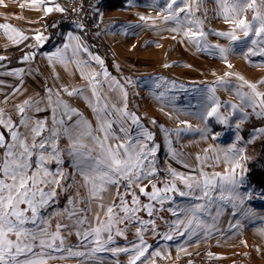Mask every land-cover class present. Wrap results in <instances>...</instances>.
<instances>
[{
	"label": "rangeland",
	"instance_id": "obj_1",
	"mask_svg": "<svg viewBox=\"0 0 264 264\" xmlns=\"http://www.w3.org/2000/svg\"><path fill=\"white\" fill-rule=\"evenodd\" d=\"M164 2L165 0H136V5L148 9V13L142 16H146L149 21H138L135 32L129 29L130 24L120 23L114 32L104 34L111 48L113 64L111 61L110 64H106L102 56L96 54L104 62L103 69L109 73L107 78L102 74L97 77L102 85L98 86V92L102 97L100 106L106 102L113 111V118L119 119L112 105L119 109L125 108L126 105V111L137 117V124H133L132 120L126 117L123 126L134 141L143 142L148 148H156L154 162L157 171L150 179L158 188H163L165 183L175 182L177 188L187 190L180 179L171 176L169 169L183 176L196 177L201 183L205 178H215L217 187L212 191L213 202L207 211L198 213L204 226L197 228L195 235L184 229H181L185 231L184 235H177L170 226L178 218L186 221L189 215L187 211L180 212L179 209L186 210L194 204L208 202L195 200L191 196L183 197L173 192L169 193L173 197L172 201H165L161 206L154 201L150 202L148 197L141 195L139 188L133 185L131 191H135L139 196L143 210L141 214L140 211L136 214L140 220H153L156 225L155 231H160L164 222L173 221L166 232L172 235L173 239L165 240L163 238L165 233L160 234L157 240L143 238L149 247L147 258L142 259L144 264H157L168 258L206 252L225 258L239 254L242 256V264H264V196H261L264 190L255 186L247 175L253 169L264 172V132L260 131L264 129V106L260 105V99L264 97L257 98L253 107L237 95L238 91L247 93L248 96L254 95L244 81L255 84L256 92L264 94V83H261L264 80V56L245 55L249 47H257L251 44L250 39L246 45L238 41L230 44L227 37L217 35L232 31L235 25L226 22L221 6L216 0H203V3L197 0L191 19L200 23H185L180 31H172L177 27L175 22L163 20L166 15L161 11ZM257 10L264 14V4H261V0H256V9H248L241 13L238 19L245 18L251 21ZM188 28L203 31L205 33L203 40L212 47L198 50L197 45L184 36V31ZM236 34L241 40L245 39L239 30ZM250 35L254 37V33ZM216 45L230 48L225 54L226 59L221 57ZM92 67L94 72H102L100 64L96 61ZM225 73L229 75L225 76ZM240 77H243V80L239 79ZM220 80L226 83H219ZM64 88L69 91L73 89L68 86ZM54 89L51 91L53 106L58 99L59 91V99L65 101L71 108L77 109L93 128L97 126L96 116L90 107V104L97 105V100L92 95V87L85 86L82 95L73 96L67 95L61 91L62 89ZM209 89H214V96L219 101L218 113L221 117L227 118V123H221L215 115L207 116V112L213 106V101L209 99L213 93H210ZM15 90L8 95H0L2 118L5 120L10 118L18 125L20 115L17 106L30 101L33 106L28 109L27 117L31 121L43 120L47 128L51 129L52 108L47 106L48 89L44 88L41 92L26 91L22 96L17 95ZM124 93H127L126 98ZM36 101H40L39 107L44 109L43 111H36ZM232 105L237 107L233 109ZM62 111L58 110L57 119L61 118ZM63 118L68 124H73L79 119L78 116H73L71 120ZM113 128L117 135L124 136L119 130V124H114ZM18 130L24 133L31 143L29 130L24 127H19ZM145 131L151 134V141L144 137ZM0 132L10 139L2 126ZM95 134L100 135L99 132ZM44 135L47 136L48 133L45 132ZM58 143L63 150L64 161L60 167L69 175L67 187L63 191L57 189L55 202L42 209L41 215L51 217L50 232L56 231L57 222L70 226L61 229L64 237L63 248L59 251L45 249L44 259L46 264H103L106 260L102 262L101 252L91 254V249L95 247V243L92 242L94 238L82 239L77 235V227L72 225L66 216L53 215L67 207L68 199L76 197L77 193L80 197L87 195L85 188L82 187L83 179L77 173L75 163L68 154V139L61 136ZM2 152L3 149H0V154ZM237 164L239 166H236ZM47 167L55 171L57 165L52 162ZM222 177L243 180V183L234 186L225 181L221 192L219 184ZM145 185L146 191L151 192L148 179L141 181V186ZM120 191L125 193V199L131 205V196L127 195L129 190L122 184ZM115 195L116 188L112 186L109 193H105L108 198L106 202H111ZM196 195L202 193L197 192ZM221 195L228 199H219ZM241 199L243 203L240 202ZM146 203H152L158 211L149 216L147 210L142 207ZM86 206L85 203L78 205L80 208ZM170 209H176L177 215L170 213L172 212ZM89 215V221H92L91 213ZM132 221L136 222V230L142 227L139 220L132 219L130 222ZM88 227V224L82 225L79 231L82 233ZM130 227L132 225L126 228ZM190 227L196 228V224L193 223ZM147 228L148 225L142 232H148ZM113 232H116L115 228ZM59 243L57 240L56 244ZM136 243H139L137 237ZM40 251V248L34 249V252ZM73 252H83L85 255H72ZM156 252L160 255H154Z\"/></svg>",
	"mask_w": 264,
	"mask_h": 264
},
{
	"label": "snow or ice",
	"instance_id": "obj_2",
	"mask_svg": "<svg viewBox=\"0 0 264 264\" xmlns=\"http://www.w3.org/2000/svg\"><path fill=\"white\" fill-rule=\"evenodd\" d=\"M49 0H32L34 6H40L48 3ZM132 0H129L131 3ZM203 3V0H199ZM221 6L222 15L226 22L233 23L235 28L229 32H221L217 35L227 37L232 42H240L246 45L250 39L251 44L257 46L256 48L249 47L248 54L264 56V14L259 10L252 16L251 21L245 18H239L241 13L248 9H256V0H216ZM197 4V0H165L161 11L166 13L163 20L173 21L177 27L172 31H180L184 28L185 23L199 24V21L192 20L193 10ZM264 4V0H261ZM44 12L51 13L53 7H44ZM56 11L63 12L65 9L59 5L55 6ZM145 17H141L144 20ZM0 28L6 32L11 31L19 35L21 40L27 39L15 28L8 24L0 25ZM243 33L244 40L236 34V31ZM254 33V37L250 34ZM184 36L189 38L191 42L195 43L198 50L210 48L206 41L203 40L205 33L201 30H193L188 28L184 31ZM13 39V37H9ZM36 40L43 43L47 37L37 35ZM70 39L78 40V37H73L69 34ZM14 42H18L15 41ZM218 48L222 58L226 59V53L230 48L215 46ZM69 48L68 44L64 45V49H57L48 58L51 61L53 57L60 59L62 63L74 62L77 69L80 70L82 78L86 79L92 87V95L97 100V105H91L92 111L96 116L97 126H93L78 112L77 109L71 108L65 101L59 99L60 92H57V101L53 106L51 98V89H48L49 96L47 99V106L52 108V128L46 126L43 120L31 121L26 113L33 105L30 101H25L22 105H18V114L20 115L19 124H14L9 118L7 120L2 118V110H0V126L7 132L10 139L6 138L3 132H0V149H3L0 154V264H46L45 249L52 251H59L64 246V237L61 234V229H66L69 224H61L57 222L56 231L50 232L51 217H44L41 215V210L46 209L51 203L55 202L58 195L57 189L61 191L67 187L66 181L69 175L60 167L64 161L62 158V149L59 147V140L61 136L66 137L69 141L68 154L72 157L77 173L82 177V187L86 190V197H80L77 193L76 197L69 198L68 206L61 212L53 213V215L66 216L72 225L77 227V235L84 240L94 238L92 242L95 247L91 249V254L102 252L106 250L112 251L113 254L125 252L129 253L128 264H144L146 253L148 252V245L145 243L141 233L146 229L147 225L151 224L153 231L156 225L152 220H140L136 214L141 211L140 198L135 191H131L133 185L139 188V193L148 197L149 201H154L161 204L165 201L171 202L173 197L169 193H177L180 196H191L198 201L206 200L208 203H197L190 206L188 209H179L180 212L187 211V220L177 219L171 229L177 235H184L187 230L191 235H195L197 228L204 226V222L200 219L198 213L207 211L208 206L213 202L212 191L217 187L215 178H205L203 183L192 176H183L175 170L169 169L171 176L175 179H180L187 190H180L177 188L175 182L165 183L163 188H158L155 183H152L150 177L154 176L157 169L155 167L154 157L156 148H148L147 145L140 141H134L128 130L123 126L124 119L130 118L133 124L138 123V119L134 114H129L125 108L119 109L112 105L119 119L113 118V111L109 109L105 102L100 106L102 97L98 92V86L101 81L97 78L103 75L105 78L109 73L103 69V60L98 56L92 57L100 64L102 72H89L87 75L83 71L88 67L86 61L74 60L64 55V51ZM80 46L72 50V56L76 57ZM86 51V49H84ZM34 54H25L23 61H28ZM5 57H0V60ZM167 66V65H166ZM231 67V65H228ZM23 70H16L10 75L19 76ZM229 75L225 73V76ZM239 79L243 80V77ZM115 83V81H113ZM219 83H226L220 80ZM264 83V80L261 81ZM253 92V96H248L247 93L237 92V95L242 101H248L249 106L255 107L256 99L264 97V94L256 92V85L244 81ZM119 86V85H117ZM111 89V85L109 86ZM159 87V85H157ZM61 91L66 92L67 95H82L83 89L73 88L69 91L67 88ZM123 91V89H121ZM213 95L209 99L213 101V106L207 112V116H216L221 123H227V118L221 117L218 113L219 101L214 96V89H209ZM127 93H124L126 98ZM163 96L164 93H161ZM36 111H43L39 107L40 101H36ZM260 105L264 106V98L260 99ZM233 109L237 106L232 105ZM60 112V119H57L58 110ZM73 116H78L79 119L73 124H68L63 117L71 120ZM114 124H119V130L124 133L121 137L117 135ZM24 127L29 130L31 135V143L28 142V137L21 133L18 129ZM179 131V130H178ZM264 132V129L260 130ZM48 135L45 136L44 133ZM99 132L100 135L95 133ZM146 140L151 141L152 136L146 131L143 133ZM239 138V137H238ZM87 141H91L88 143ZM119 141V142H117ZM35 157V159H33ZM199 159V157H198ZM55 162L57 168L55 171L47 167L48 164ZM34 165V166H33ZM236 166H239L238 164ZM203 176L204 174L201 173ZM219 175V174H217ZM149 180L151 184V192L146 191L147 185L141 186V181ZM227 181L232 185H239L243 180H236L234 178L222 177L219 187L223 192L224 182ZM124 185L127 190V195L131 196V205L125 199V193L120 191V186ZM115 186L116 195L111 198V202H106L108 199L105 193H109L110 187ZM197 192L202 195H196ZM264 196V193H261ZM219 199H228L221 195ZM117 200L119 203H117ZM243 203V199L240 201ZM85 203L84 208L78 207L79 204ZM95 205V208L92 205ZM235 206V205H234ZM143 209L147 210L149 216L154 211L152 203L143 204ZM173 215H177L176 209H170ZM124 213L123 216L120 213ZM92 214V221H89L88 214ZM132 219L139 220L141 228L137 229V238L139 243H133L130 248H112L108 249L107 245L114 242L113 229L115 228L117 235H123V232L116 227V225L124 221H131ZM94 222V223H93ZM193 223L196 228L190 227ZM88 224V229L82 233L79 227ZM32 225V227H28ZM43 225V227H42ZM210 227V225L208 226ZM107 234L106 237L104 234ZM12 237H15L13 239ZM165 240L173 239V236L165 233ZM59 240V245L56 241ZM35 248H40L39 253L34 252ZM72 255L83 256V252H73ZM154 255H160L159 252ZM21 257H24L21 259ZM49 258H51L49 256ZM144 258V259H142Z\"/></svg>",
	"mask_w": 264,
	"mask_h": 264
},
{
	"label": "crops",
	"instance_id": "obj_3",
	"mask_svg": "<svg viewBox=\"0 0 264 264\" xmlns=\"http://www.w3.org/2000/svg\"><path fill=\"white\" fill-rule=\"evenodd\" d=\"M115 4H120V6L114 8L113 5ZM56 5L64 9V4L56 0H49L48 3L40 6H34L32 0H0V25L8 24L24 37H27V39L21 40L16 33L6 32L0 28V57H5V59L0 60L1 96L8 95L15 89V93L22 96L26 91L41 92L44 88L52 91L55 90L54 88L63 89L67 86L82 89L85 86L91 87L88 81L82 78L81 72L74 62L66 64L62 63L57 57H53L51 61L48 58L57 49L63 50L64 45L68 44L69 48L64 51V55L70 59L86 61L88 67H85L83 71L87 75L89 72L94 71L92 65L95 60L92 57L98 54L88 44L77 25L64 28L56 41L49 40L47 29L62 14V12L55 10ZM44 7H53L54 10L46 14L43 10ZM8 10H11L12 13H7ZM147 13L148 9L139 4L136 5V0H132L131 3H129V0H102L94 8L93 15L99 37L109 49L111 64H113L111 48L108 40L104 38V34L110 31L114 32V29L120 23L130 24L129 29L135 32L136 23L141 20L142 15ZM144 21L148 22L149 19L145 16ZM38 34L47 37L42 44L35 38ZM69 34L79 39H70ZM10 36L13 39H10ZM14 40L18 42H14ZM78 45L80 46L78 54L73 57L72 50L77 48ZM25 54L34 55L28 61H23L22 58ZM20 69L23 71L19 76L9 74ZM92 207L95 208V205L93 204ZM141 212H143L142 209L140 214ZM120 215L123 216L124 213L121 212ZM88 216L90 215L88 214ZM171 222L173 221L164 222L163 228L159 229L160 231H153L152 225L149 224L148 232H142L141 235L143 238L157 240L160 234L168 231ZM131 225L132 227L126 228ZM116 227L123 232V235L112 232L113 240L116 242L107 245V248H130V245L136 243V222L132 221L131 223L126 220L116 225ZM104 235L106 237L107 234ZM164 252L167 254L165 249ZM101 253L102 262L106 260L103 264H128L129 253L113 254L109 250Z\"/></svg>",
	"mask_w": 264,
	"mask_h": 264
},
{
	"label": "built area",
	"instance_id": "obj_4",
	"mask_svg": "<svg viewBox=\"0 0 264 264\" xmlns=\"http://www.w3.org/2000/svg\"><path fill=\"white\" fill-rule=\"evenodd\" d=\"M64 4L65 11L58 16L48 27L47 33L50 41H56L61 31L69 26H79L88 44L110 64L108 47L99 37V31L93 15V10L102 0H56ZM7 13H12L8 10ZM157 264H242V256L239 254L225 258L213 256L206 252L195 255H187L164 259Z\"/></svg>",
	"mask_w": 264,
	"mask_h": 264
},
{
	"label": "trees",
	"instance_id": "obj_5",
	"mask_svg": "<svg viewBox=\"0 0 264 264\" xmlns=\"http://www.w3.org/2000/svg\"><path fill=\"white\" fill-rule=\"evenodd\" d=\"M120 4L113 5L114 8L119 7ZM54 22V21H53ZM52 22V23H53ZM94 50V49H93ZM95 51V50H94ZM248 179L257 187L264 190V172L259 170H250L248 172Z\"/></svg>",
	"mask_w": 264,
	"mask_h": 264
}]
</instances>
